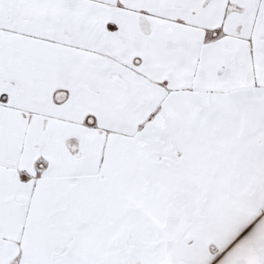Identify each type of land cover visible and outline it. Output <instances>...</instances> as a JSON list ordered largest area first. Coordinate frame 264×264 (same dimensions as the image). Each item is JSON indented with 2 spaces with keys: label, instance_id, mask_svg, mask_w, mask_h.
Returning <instances> with one entry per match:
<instances>
[{
  "label": "snow or ice",
  "instance_id": "1",
  "mask_svg": "<svg viewBox=\"0 0 264 264\" xmlns=\"http://www.w3.org/2000/svg\"><path fill=\"white\" fill-rule=\"evenodd\" d=\"M0 264H264V0H0Z\"/></svg>",
  "mask_w": 264,
  "mask_h": 264
}]
</instances>
